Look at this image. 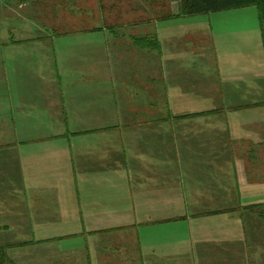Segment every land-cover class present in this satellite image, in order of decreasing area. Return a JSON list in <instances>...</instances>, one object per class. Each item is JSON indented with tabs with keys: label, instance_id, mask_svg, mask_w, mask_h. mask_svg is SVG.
Segmentation results:
<instances>
[{
	"label": "crops",
	"instance_id": "1",
	"mask_svg": "<svg viewBox=\"0 0 264 264\" xmlns=\"http://www.w3.org/2000/svg\"><path fill=\"white\" fill-rule=\"evenodd\" d=\"M50 9L16 0L0 10V185L7 188L0 200H12L7 212L20 214L14 209L22 202L24 214L114 217L112 227L91 230V245L61 252V264H264V217L239 210L254 203L242 199L264 202L254 194L240 199L238 180L262 193L264 182L250 171L257 148L238 146L230 129L219 128L222 115L207 112L215 106L260 108V70H235L244 57L225 52L220 58L233 63L211 75L215 86L223 85L222 99L206 95L212 85L197 95V75L182 61L195 52H181L174 41L165 58L157 25L160 47L148 50L119 39L104 24L76 30L112 34L97 44L86 40L91 52H75L70 59L76 61L66 68L53 57L57 37L46 20ZM219 24L233 33L243 26ZM85 57L109 58L111 64L86 65ZM20 58L32 63L20 67ZM169 65L173 78L166 76ZM245 137L257 140L248 132ZM50 252L51 263L59 262Z\"/></svg>",
	"mask_w": 264,
	"mask_h": 264
},
{
	"label": "rangeland",
	"instance_id": "2",
	"mask_svg": "<svg viewBox=\"0 0 264 264\" xmlns=\"http://www.w3.org/2000/svg\"><path fill=\"white\" fill-rule=\"evenodd\" d=\"M15 2L16 0H0V10L4 5ZM25 3L29 4L31 8L38 5H40L41 8H44L46 5H49L50 8L52 7L53 11L47 12L46 20L53 24V32L57 37L52 43L54 51L53 57L54 59L60 58L62 66L66 68L73 65L76 61L70 59V56H73L75 52H91L92 47L86 43V40H94L95 44H97L98 38H103L112 34L108 29L104 31H81L80 33L76 32L77 29L82 30L94 26H102L104 22H109L107 25L113 24L112 22L123 25L130 24L142 18H149V20H152L155 15L161 16L163 13L167 15L170 11L176 12L178 7V3L171 0H25ZM160 3L165 4L166 7L170 5L167 7L166 11L162 12L161 10L164 8L159 7ZM156 11L159 12V14L156 13ZM258 17V11L255 7H247L188 17L156 19L155 23L163 45L160 54L163 53L165 58L170 57L174 41L179 44L177 49L181 50V52H195L196 54L194 57L182 59L191 71H194V74L197 75V84L194 85L195 88L193 90L195 91L197 89L195 92L197 95H200L203 93V89L212 85L207 88L205 92L206 95L210 96L215 94L218 97L220 96L219 100H221V89H223V85L215 86L213 83H216V76L214 78L211 75L212 73L219 75V72H221L224 66L233 63V61L220 58L221 54L225 52L239 53L241 57L244 58L238 60L235 70H239L240 72L243 69V71H245V67L255 69V71L260 70L261 73L259 78H261L262 90L259 96L263 100L264 42L262 33L260 35L258 32ZM226 20L242 23L243 26L238 28L241 32L233 33L234 31H229L223 26L220 28L219 23ZM4 21V14L0 12V29ZM147 27L150 32L151 27L149 25ZM118 30L122 32L118 35L119 39L131 41L134 46H140L137 45L131 37V34H137L140 30V25L136 27H118ZM67 32L71 34L65 35ZM164 32L167 37L162 36ZM260 32H262V30ZM64 36H66V38H64ZM100 44L101 46H105L104 42ZM126 46L131 48L130 43ZM209 53H214L219 59L215 57L211 58ZM101 59L102 60L99 61V59L96 58L95 60H89L88 58L82 61H85L87 63L86 65H89L88 63H92L93 61L101 65V63L105 61L107 66L109 65L110 67L111 62L109 58ZM139 60L140 59H138V62ZM166 60L165 62L167 63ZM1 61L2 60H0V62ZM18 61L20 67H26L32 63V59L20 58ZM53 64L55 66L57 62ZM232 66L235 65L232 64ZM171 67L172 65L166 67V76H171L173 78V69H168ZM175 70L179 71L178 69ZM171 71L172 73L169 74ZM180 71H182V69ZM249 75L250 74H247V76ZM19 77L20 76H18V78ZM193 77L192 80L194 79ZM201 77L202 79H200ZM18 78L15 80L18 83L28 82V80L21 78L18 80ZM180 78H183L182 74ZM176 79L177 77H175V80ZM246 96L248 97L247 92ZM254 97H258L257 92ZM197 101L202 103V101ZM224 101L225 100H222V102L218 101V103H223ZM174 109L182 110L186 108L175 107ZM195 109L198 110L200 108ZM238 114L245 116L237 117L236 115ZM254 114L255 119H251ZM218 115H222L223 117V122L220 124L219 128L225 126L227 129H230L231 133L237 138L236 142H238V146L242 145L244 148H257L255 151L256 155H254L256 160L254 161L255 163H253L252 157L250 160L254 166L253 168L250 167V171L254 177H259L257 181L259 184H262L264 182V106L258 109L243 108L237 112L233 110H224L223 112H219ZM244 121L245 123H243ZM248 124L251 125L248 129H254L256 133L245 129L244 125L247 126ZM208 127L213 126L208 125ZM70 128L75 129L76 124L70 123ZM247 132L251 133L254 139L256 137L257 140H255V143L245 139H243L244 141L241 140V138H246L245 135ZM1 175L3 174H0V176ZM2 178L3 177H0L1 181L4 180ZM238 183L239 187H241V189H239L241 194L240 199H242L244 195L253 196L254 194V197L257 199L256 202L264 200V185L260 188L262 191L260 194L259 191L253 193V190H251L252 187H247L246 189L243 180H238ZM6 190L7 188L4 185H0V191L7 192ZM252 196H247V198L251 199ZM2 200L3 198L0 200V207L2 208H0V246L4 247L9 260L13 261L15 264H52V253L50 250L56 253V258L59 261H55L53 264H61V252L64 253L65 250L69 249L70 251H76L75 249H71L80 247L86 241L90 244V239L93 235L90 233L91 230L109 228L112 227L115 222L114 217H110L107 214H24L23 209L25 205H23L22 202L17 204V207L14 209V211H21L20 214H9L7 211H9V207L13 205L12 200L7 199L5 203ZM243 201L244 199H242V204L250 202L255 203V201L252 200H245L249 202ZM221 205L222 207L226 205L231 207L233 204H211V206L214 207ZM239 210L242 211V209ZM243 210L246 211L244 214H259L257 210L253 213H250V210L247 209ZM240 211L234 214H242ZM50 215L55 217L49 218ZM47 219L49 220L47 221ZM46 254H48V256H46Z\"/></svg>",
	"mask_w": 264,
	"mask_h": 264
},
{
	"label": "trees",
	"instance_id": "3",
	"mask_svg": "<svg viewBox=\"0 0 264 264\" xmlns=\"http://www.w3.org/2000/svg\"><path fill=\"white\" fill-rule=\"evenodd\" d=\"M176 1L178 3L177 11L172 12L170 11L167 15H155L152 20H149V18H142L135 22H132L130 24H123L118 25L116 22H112L113 24L107 25L109 22H104V26L110 30H112L117 35L121 34L118 30V27H131V26H140V29L142 28V31L139 30L137 34H131L132 40L137 44L140 45L139 47L147 48L148 50L153 49H159L160 45L158 43V37L157 32L154 30L156 28V19H164V18H171V17H188L193 15H201L206 13H213L216 11H225V10H232V9H239V8H247V7H255L258 11V20L260 23V28L262 30L263 35V42H264V0H171ZM170 5V4H169ZM169 5L167 7H169ZM104 6V5H103ZM159 7L164 8L161 10L162 12L166 11L167 7L165 4L160 3ZM159 8V9H160ZM111 11V8H110ZM158 11V10H157ZM159 14V12H157ZM146 25H149L151 27L150 32L148 31V27ZM103 26V25H102ZM147 30V31H146ZM254 105V104H252ZM244 106L243 108L252 106ZM257 107H263L264 106V100H261L255 104ZM223 108L215 106L211 110H208V113H219L223 112ZM202 113V112H197ZM249 157H252L251 155ZM261 207V210H260ZM242 212L243 209H247L250 211L259 212L260 216L264 217V202L260 203H251V204H245L242 206ZM4 247L0 246V264H15L13 261L9 260Z\"/></svg>",
	"mask_w": 264,
	"mask_h": 264
}]
</instances>
